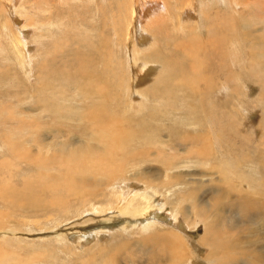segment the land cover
<instances>
[{"label": "rangeland", "instance_id": "rangeland-1", "mask_svg": "<svg viewBox=\"0 0 264 264\" xmlns=\"http://www.w3.org/2000/svg\"><path fill=\"white\" fill-rule=\"evenodd\" d=\"M44 1L48 3L47 9L43 3ZM148 1L151 0H136V6L139 7H136V15L141 17L146 13L144 23H148L149 27L147 29H153L156 26L158 33L148 37V39L154 40L152 41L154 44L149 49L144 50H146L145 53L158 52L159 56H152L153 58L162 57L165 59L158 66L155 63L156 60L150 56L151 62L148 58H145L147 61H139L135 68L129 70L127 48L120 40L121 38H114L116 37L114 35V25L121 23L122 18L118 14L120 9L123 8V4L112 0H67V2L62 1L63 3L60 0H17L8 4L7 0H0V182L2 185L5 184L6 187L14 183L11 190L15 192L21 191V187L27 180L36 181L35 183L37 181L38 183L47 182L50 184L53 182L51 185L53 189L46 188L49 198L54 193L57 195L54 199L58 196L63 197L54 188L60 189V183L64 180L69 182V180L76 181L78 179L69 175L68 172L66 173L67 163L71 162L70 154L73 161L75 160L76 146L105 145L103 139L105 140L110 136L112 137L109 138L110 142H107V145H110V143L111 145H142L140 150L147 152L149 149L148 153L137 155L136 158L139 156L140 158L147 157H143V161L142 159H139L141 161L135 159L136 162L135 160L125 161L127 169H122L123 172L118 173L124 177L130 175L128 173L130 168L136 171L140 167L148 170L152 169L151 173L154 176L164 175L163 168L167 167H172V170L169 171L172 173V171H175L176 161L169 163L167 160L180 159L185 156L186 153L183 150L185 145H189V148L193 149L191 152H197L201 149V154L207 160L200 163V166L197 163H184L187 165L188 170H191H189L190 172L196 171L190 173L187 177H180L181 181L178 185L172 188L155 187L157 188L156 192H159L157 200H162L166 206L160 213L161 216L154 223L150 219L151 224L146 228V232L141 225L129 228L126 232H121L118 227L113 226L115 228L111 230L100 232L93 230V236L89 238L80 239V241L71 240L65 236L69 234L75 236V232L83 231L76 230L75 227L82 225L90 227L92 223L98 221V219L91 220L88 215L90 211L84 210L81 214L83 218L79 220L81 222L78 225L76 223L72 226L66 225L67 222L70 223L76 220L77 216L73 211L80 209L79 205L73 204L75 199L71 196L70 201L61 204H67L66 209L70 208L68 211L61 205L57 208L48 207L37 212L31 211L32 213L16 211V209L12 213L7 207H0V210L3 209L7 211V214L9 213V216H12L11 221L7 223L11 230H5L9 232L0 236V251H10L12 257L28 258L31 256L30 253L35 250L38 251L39 246L50 244L61 250L59 255L61 258L66 259V261L58 260L55 264H163L165 262V264L174 262V264H177V262L178 264H264V71L258 67V65L264 67V45H259L262 47L259 55H253L251 49L254 45L252 40L264 35V31L260 30L263 25L261 21H264V7L259 6L257 0H240V3L238 0H220V2H218L219 0H193L195 12L191 14L186 12L185 21L179 26L180 21H177V16L172 17L171 15L169 19L162 21L163 18H167V11L176 13L177 7L173 6L174 1L168 0V4L165 5L167 14L164 11L161 13L156 11L155 13L153 10L149 11L147 9L149 6L144 5ZM221 1H223V4ZM247 1H250V3L247 4ZM213 3L217 6H214ZM34 4L36 6L33 7ZM98 7L100 8L97 9ZM142 7L145 12L141 10ZM220 7L222 9H219ZM215 8L219 9L221 16H229L234 19V22L229 23L230 26L228 27L222 23L218 30L216 29L217 26H211V20H204V24L201 25L211 27L212 31L206 32L204 30L203 36L188 28L191 26L189 24L190 18H197L198 20L204 14L213 13L216 10ZM56 11L59 13L55 14ZM156 16L157 22L154 20ZM232 26H237L235 32L232 30ZM21 28H23L24 33L27 32L25 39L28 47L24 49L21 47L22 43L20 42L19 49L26 57L29 56L33 63V70L29 76L24 72L25 67L18 53L19 42L17 39L19 36L17 34H19ZM180 28H183L182 32ZM120 29L122 30V27ZM250 30L252 32H249ZM174 31L177 32V35ZM100 32L106 38V44L111 50L105 58L109 67L101 65L93 55H91L90 61L86 62L87 59H85V52L90 51L92 48L94 50L95 47H100L101 53L103 52L101 43L104 44V41H102L104 38L101 39ZM210 34L213 35L211 36L212 43L209 42L210 45L204 44V51H200L196 56L197 58H194V52L190 54L186 52L187 49H189L188 52H191L193 47L183 49V53L177 47L178 45L173 46L174 43H179L178 41L182 42L180 45L185 43L186 46H190L189 43L193 44V42L188 39L196 37L204 41L207 39L206 36ZM51 37L54 39L53 42H50ZM144 37L147 38V36ZM201 37H204V39ZM221 37L223 38L222 41ZM216 44L217 46H215ZM213 46L222 47L221 52ZM46 47H48V50L44 52ZM144 50L142 51L144 52ZM173 50L175 52L179 50L178 52L183 53L186 60L181 62L182 60L178 59V55L174 53L172 55ZM38 51L39 54H37ZM170 55L173 59L168 61ZM215 56L217 59L213 58ZM79 59H85L80 68H78ZM219 59L222 61V65ZM39 62L44 63V65H40ZM166 62L171 63V65L173 63L174 66L171 67ZM181 63L184 72L187 71L188 73L189 71L191 73V68L199 72L193 78L199 86L203 83L204 75L209 76V79L213 78L215 91L210 95H203V97H200V94L197 95V89L194 88L195 84L184 83L183 79L175 75ZM185 63L186 66L183 67ZM25 64L27 65V63ZM87 64H89L88 69L86 68ZM141 64L142 66H139ZM124 65L125 68H123ZM216 66L219 67V72ZM92 68L100 69L101 73L95 76L92 75L93 79L88 80H93L97 85L101 84L107 87L109 92L116 95V98L110 97L104 99V101L99 99L89 109L88 105L93 104L96 98L93 99V96H90L78 100V94H85L86 92L80 91L86 87L90 89L91 84L88 85L85 80L81 82L79 74L76 73L81 70L88 77ZM251 70L255 73L257 80L248 74ZM232 73L234 74L232 75ZM244 73L246 74L243 75ZM173 75L176 76L175 80ZM230 76L232 86L235 85L233 87L236 89L238 87V93L235 92L237 94L231 92V88H219L220 84L217 80H223L224 77L228 78ZM44 79L46 83L43 82ZM61 85L65 87L66 95L61 93V90L64 89V87H60ZM39 87H43L42 93H40ZM74 87L75 89H73ZM135 89L140 93L142 92L144 96L140 97L138 94L137 97H131ZM181 89L182 92H180ZM145 90L146 93L143 92ZM9 91L15 92V98L6 94ZM191 92L192 95L187 94ZM73 93H76V95L72 96ZM180 99L187 100V103L179 105V107ZM196 99L203 100V104L205 103L203 110L206 109L204 111L205 116H208L204 117V112H197L198 117L203 116L202 124L187 125L185 121L189 113L187 107L193 105ZM59 102L61 104H58ZM50 106H58V109H51ZM69 106L71 108L74 106V108L71 109ZM77 106L79 109L86 107L87 109L80 110V112ZM116 107L117 109H115ZM179 109L186 114L178 111ZM89 110L91 114H86ZM153 111H169V113L165 116L159 112L153 113ZM73 112L78 113L79 118H81L80 122L78 116L72 114ZM62 113L67 116L63 117ZM192 113L194 114V112ZM192 113L191 115H193ZM14 114H16L15 118H13ZM92 119L94 121H91ZM209 119L216 123L213 130H210L212 124H208ZM30 120L34 121L30 122ZM99 121H103L102 124H98ZM75 122L78 124L75 125ZM97 124L110 129L104 132V138L100 135ZM82 125H85V128ZM152 126L154 132L150 131L153 128ZM139 129H147L148 131L141 132V136V133L137 131ZM54 130H58V133ZM132 131L135 133H132ZM92 134H95L93 139L90 138ZM146 134L150 135L151 138L148 137L149 141L141 144L140 140ZM126 137L130 139V142L127 141ZM124 138L125 141H123ZM90 139L92 141H89ZM126 142L129 143L126 144ZM60 144L65 145V147L68 146L65 150L67 154L58 150ZM45 145H51V148L46 146L47 148L44 149ZM193 145L195 148H193ZM62 153L65 154L62 155ZM156 153H159V155ZM61 155L64 157H60ZM39 161L43 162L42 166ZM223 163L225 166H223ZM217 164L218 167H210ZM153 168H156V170H153ZM219 171L222 173H218ZM52 173H55V176ZM227 173H230L229 176ZM23 176L25 178H22ZM225 176L228 178L225 179ZM251 176L254 178H251ZM57 177L62 180H56ZM119 178L123 179V177ZM128 178L120 181L118 185H114L116 187L115 192L122 187L124 188L127 182L131 186L130 189L135 186L132 185L136 183L135 178H133L134 183L133 181H127ZM187 178H195L198 182L194 181L186 184ZM71 185L69 186L71 187ZM184 185H187V188ZM160 187L162 186L160 185ZM140 189H143L142 186L137 188L133 195H130L131 193L127 194V196H130L129 198L132 196V205L143 203L140 194L137 197L134 196L141 193V191L144 192ZM107 190L110 191L111 189ZM102 196L104 197L98 195L90 203H84L83 206L89 209L90 205L91 209L92 202H95L96 207L106 209L107 203L105 201L110 198V193H104ZM182 203L189 210V218H195L193 222L188 223L185 216L182 215L183 213H178L177 218L176 215L172 216L174 212L171 205L176 206ZM112 204L114 207L115 203L112 202ZM192 210L197 212V216H194ZM110 221L112 223L116 219ZM2 223H5V221L2 220ZM205 226L207 227L205 228ZM156 230L159 232L160 237H157L158 232ZM172 230L176 234H182L185 249L182 250V247L179 246L180 243L173 238ZM148 231H151L152 234H149ZM154 231H156L155 235H153ZM0 232H2V229H0ZM15 232H17L16 241L10 245L8 241ZM147 234L149 235L147 236ZM216 237L217 239H215ZM173 240L174 242H172ZM62 243L68 244V246L65 247ZM174 254H178L180 259L175 260ZM59 255L55 257L60 258ZM42 262L53 264L50 260ZM12 263L19 264V262L14 263L13 261ZM23 263L31 264L29 262ZM34 264H39V262L36 261Z\"/></svg>", "mask_w": 264, "mask_h": 264}, {"label": "bare ground", "instance_id": "bare-ground-1", "mask_svg": "<svg viewBox=\"0 0 264 264\" xmlns=\"http://www.w3.org/2000/svg\"><path fill=\"white\" fill-rule=\"evenodd\" d=\"M17 0H7L8 4L12 3V2H15ZM58 1V0H57ZM61 2H67V0H60ZM74 1V0H73ZM76 1V0H75ZM104 1V0H103ZM112 1H117L118 3L120 4H123V8L120 9L119 11V14L118 16L121 19V23L118 24V25H114V32L116 35V37L114 38H117V39H120L124 46L127 48V62L130 64V66L128 67V69L130 70V68H135V66L137 65V63L139 61H147L145 60V58H148V60H150L151 62V59H150V56H155V55H158V52H150V53H145L146 50L144 49H149L151 47L152 44H154V41L153 39H148V37H150L151 35H155L157 34L158 32V29L157 27H153V29H147L149 26H148V23H144V18H145V14L144 13L145 11L143 10V7L141 8V10H143L144 14L140 17L136 15V0H112ZM174 1L173 3V6L177 7L176 9V13H170L169 11H167V7H165L166 4H168V0H151V1H148L146 4H144L145 6H149V11L153 10L154 12L156 11L157 13H161L162 11H164V13L167 14V18L164 19L162 21H165L167 19L170 18V16L172 15V17H175L177 16V21L179 23V26L181 23H184L185 21V14L186 12H188V14H191L193 12H195L194 10V2L193 0H186L184 2L183 1H180V0H172ZM187 1H189L188 3H186ZM233 1V0H232ZM62 2V3H63ZM142 2V1H141ZM146 2V1H145ZM179 2V4H178ZM193 2V3H192ZM214 2V1H213ZM220 2V0L218 1ZM223 1H221L222 3ZM225 2V1H224ZM228 2V1H227ZM238 2L240 3L241 1L238 0ZM46 6V9L48 7V3L46 1L43 2ZM55 3V2H54ZM183 3H184V7H183ZM234 3V2H233ZM238 3V4H239ZM250 1H247V4H249ZM56 4V3H55ZM81 4V3H80ZM83 4V3H82ZM178 4V5H177ZM214 6L217 4L213 3ZM220 4V3H219ZM223 4V3H222ZM232 4V3H230ZM237 4V5H238ZM246 4V5H247ZM257 4L261 7H264V1H260V0H257ZM57 5V4H56ZM110 5V4H109ZM118 5V4H117ZM138 5V4H137ZM141 5V3H140ZM36 6L35 4L33 5V7ZM44 6V5H43ZM179 6V7H178ZM221 6V5H220ZM232 6H234L232 4ZM38 7V6H37ZM207 7V6H206ZM100 7H98L97 9H99ZM102 8V7H101ZM139 8V7H137ZM173 8V7H172ZM193 8V9H192ZM238 8V7H237ZM17 9V8H16ZM117 9V8H116ZM174 9V8H173ZM216 9V8H215ZM219 9H222L221 7ZM219 9H216L214 10V12L212 13H207V14H204L202 17H199V19L197 20V18H190L189 19V24L191 26H189L188 28H191L192 31L194 32H198L200 36H203V31L206 30V32H210L212 31V28L211 27H207V26H202L201 24H204V20L205 21H209L211 20L212 21V24L211 26L214 27V26H217L216 29L219 30V27L221 26V24L223 23L224 26L228 27L230 26L229 23H233L234 22V19L229 17V16H221L219 13ZM257 9V8H256ZM146 10V9H145ZM225 10V9H224ZM254 10V9H253ZM20 11V10H19ZM167 11V12H166ZM198 11V10H197ZM200 11V10H199ZM237 11V9H236ZM155 12V13H156ZM239 12V11H238ZM252 12V11H251ZM59 12L56 11L55 14H57ZM99 13V12H98ZM118 13V12H117ZM204 13V12H203ZM115 14V13H114ZM195 14V13H194ZM198 14V13H197ZM154 15V14H153ZM104 16V15H103ZM195 16V15H194ZM62 17V16H61ZM196 17V16H195ZM174 19V18H172ZM171 19V20H172ZM114 20V19H113ZM155 22H157V16L154 18ZM101 21V20H100ZM218 21V22H217ZM237 22V21H236ZM263 23V25L260 27V30L261 31H264V21H261ZM122 24V25H121ZM238 24V23H237ZM184 25V24H183ZM25 28L27 26H24ZM120 27H122V30L120 29ZM182 27V26H181ZM237 26H232V30H235L237 29L236 28ZM181 29V32L183 31V28H180ZM186 29V28H185ZM23 28L19 29V34H17V36H19V38L17 39L18 42H19V47L18 49L20 48V42L22 43V46L24 49H27V42H26V39H25V36L27 35V32L24 33L23 31ZM99 30V29H98ZM177 30V29H176ZM190 30V29H189ZM18 31V30H17ZM175 32V31H174ZM221 32V31H219ZM249 32H252V30H250ZM176 35H177V32H175ZM174 33V34H175ZM190 33V32H189ZM101 39H103L102 41H104V44L101 43V48H102V53H101V50H100V47L96 48L93 50V48L90 50V51H86L85 52V59L86 62L90 61V57L91 55L95 56L96 59H98L97 61L100 62L101 65L103 66H107V62L105 61V58L107 56V54L111 51L109 48H108V45L106 44V38L102 35V32L99 33ZM173 35V34H172ZM175 35V36H176ZM186 35V34H185ZM220 35V34H219ZM222 35V34H221ZM16 36V37H17ZM144 36H147V38L145 39ZM187 36V35H186ZM189 36V35H188ZM198 36V34H197ZM208 36V35H207ZM206 36V40H202V39H197L196 37L194 38L192 36V38L194 39H188L190 42H193V44L189 43L190 46H186L185 43L183 45H180V43L182 44V42L178 41L179 43H174V45H178L177 47L180 48L181 51L186 50L187 48L189 47H193L191 49V52H188L189 49H187V54H190V53H195V56L194 58L199 54L200 51H202L204 49V44H209L212 43V40H211V36L213 35H209L208 37ZM218 36V35H217ZM110 37V36H109ZM154 37V36H153ZM52 38V37H51ZM189 38H191L189 36ZM204 39V37H201ZM220 38V37H219ZM182 39V38H181ZM16 40V41H17ZM183 40V39H182ZM223 40V38L221 37V41ZM233 40V39H232ZM54 39H50V42H53ZM84 41V40H83ZM185 42V40H183ZM254 45L251 47V50L253 52V55H259L261 53V46L264 45V35L262 37H257L256 40H252ZM210 42V43H209ZM216 43V42H214ZM262 44V45H261ZM220 46V44H218ZM261 45V46H259ZM17 46V45H16ZM217 46V44L215 45ZM91 47V46H90ZM182 47V49H181ZM214 47V46H213ZM174 48V47H173ZM172 48V49H173ZM214 48H218L221 52V49L222 47H214ZM177 49V48H175ZM212 49V48H211ZM48 50V47H46L44 49V52H46ZM144 50V52L142 51ZM213 50V49H212ZM179 51V50H178ZM176 50V52L173 50L172 51V55L176 54L178 55V59L183 62L184 60H186V57H184V51L183 53H180ZM204 51V50H203ZM202 51V52H203ZM229 51V50H228ZM24 52V50H23ZM206 52V50H205ZM232 52V51H231ZM18 53L20 54V58H21V62L23 63V66L25 67L24 69V72L28 74V76L30 75L31 71L33 70L32 68V60H30L31 58L29 56V58H27L22 52L21 50L19 49ZM26 53V52H24ZM174 53V54H173ZM37 54H39V51L37 52ZM36 54V55H37ZM210 54V53H209ZM208 54V55H209ZM225 54V53H224ZM264 54V53H263ZM29 55V54H27ZM79 56V54H78ZM109 56V55H108ZM159 56V55H158ZM162 56V55H161ZM165 56V55H164ZM163 56V57H164ZM190 56V55H189ZM201 56V55H200ZM153 58V57H152ZM197 58V57H196ZM201 58V57H200ZM211 58V57H210ZM213 58H216L213 57ZM19 59V58H18ZM16 59V60H18ZM33 59V58H32ZM85 59H79L78 61H80L78 63V68H80V65H83ZM155 61V63H157L156 65L159 66V64L165 59V58H162V57H156V58H153ZM167 59V58H166ZM169 59V60H168ZM168 61H171V59H173V57L170 55V57H168ZM212 59V58H211ZM217 59V58H216ZM38 60V59H37ZM213 60V59H212ZM45 61V60H44ZM178 61V60H177ZM178 61V62H180ZM215 61V60H213ZM20 62V63H21ZM46 62V61H45ZM110 62V61H109ZM177 62V63H178ZM195 62V61H194ZM217 62V61H216ZM219 62L220 64L222 65V61L219 59ZM217 62V63H219ZM27 63V65L25 64ZM40 63V62H39ZM52 63V62H51ZM114 63V62H113ZM167 65L169 66H174L173 63L171 65V63L169 62H166ZM165 63V64H166ZM197 63V61H196ZM48 64V63H47ZM128 64V65H129ZM235 64V63H234ZM243 64V63H242ZM240 64V65H242ZM40 65H44V63H40ZM111 65V64H110ZM195 65V64H194ZM228 65V64H227ZM51 66V64H50ZM88 66L89 64L86 65V68L88 69ZM139 66H142L139 65ZM186 66V63L185 65H183V67ZM243 66V65H242ZM38 67V66H37ZM42 67V66H41ZM127 67V66H126ZM138 67V66H137ZM169 68V69H172V68ZM211 67V66H210ZM217 67V66H216ZM215 67V69H216ZM241 67V66H240ZM258 67L264 71V67H262V65H258ZM91 68V67H90ZM125 68V65L124 67ZM239 68V67H238ZM243 68V67H242ZM161 69V68H159ZM168 69V70H169ZM217 71L219 72L220 69L219 67H217ZM244 69V68H243ZM46 70V69H45ZM44 70V71H45ZM90 73L88 75V77H86L81 70H78L77 75L79 74V78L81 80V82H83V80H85V83L87 82L88 85L91 84V88L88 89L87 87L82 89L80 92H86L85 94L83 93H80L78 94V100L81 99V98H87V97H92L93 96V99L96 98L95 101H93V104L91 105H88V108L91 109L92 106H94L97 102V100L99 99H102L104 101V99H107V98H110V97H113V98H116V95L113 93V92H109V90L107 89V87L103 86V85H97L93 80L89 81L88 79H93L91 76H95V75H99V73H101L100 69H90ZM124 70V69H123ZM132 70V69H131ZM166 71V69H164ZM225 70V69H224ZM125 71V70H124ZM208 71V70H207ZM216 71V70H215ZM245 71V70H244ZM52 72V71H51ZM49 72V73H51ZM225 72V71H224ZM129 73V72H128ZM135 73V71H134ZM165 74H167V72H165ZM196 74H199V72L197 70H193L191 68V73H187L184 72V69L182 68V63L179 65V68L177 70V72H175V75H178L180 77V79H183L184 80V83L185 82H190L192 84H195L194 88L197 89V95L200 94L199 96L200 97H203V95H210L213 91H215V86H214V79H209L210 77L209 76H206L204 75L203 76V83L201 86H199L195 81H194V76ZM212 74V73H211ZM234 73H232L233 75ZM246 73H244L243 75H245ZM251 77H253L255 80H257L255 78V73L253 72V70H251L249 73H248ZM258 74V73H257ZM242 75V74H241ZM262 75V74H261ZM130 77V76H129ZM174 80L176 79V76H174ZM188 77H191V78H188ZM247 77V75H246ZM78 78V77H77ZM263 78V77H262ZM43 79V78H42ZM209 79V80H208ZM51 80V79H50ZM79 80V81H80ZM44 83H46V80L44 79L43 80ZM162 82V81H161ZM218 84H220V87L219 88H231V92H233L234 94H237V89L233 86H232V81H231V76L230 77H224V79H220V80H217ZM43 83V84H44ZM217 84V83H216ZM82 86V85H81ZM60 87H64L63 85H61ZM84 87V86H83ZM89 87V86H88ZM170 87V86H169ZM182 87V86H180ZM41 88V89H40ZM68 88V87H67ZM82 88V87H81ZM127 88H130V87H127ZM175 88V87H174ZM75 89V87L73 88ZM39 90H40V93L43 92V87H39ZM61 90V89H60ZM71 91V90H70ZM130 91V90H129ZM134 92L131 94V97H137L140 95V97H143L144 94L140 91H137L136 89L133 90ZM17 92V91H16ZM60 92V91H59ZM146 93V90L143 91ZM180 92H182V89L180 90ZM230 92V93H231ZM237 92V93H235ZM20 93V92H19ZM39 93V94H40ZM61 93L65 94V87L63 90H61ZM229 93V94H230ZM6 94H8L10 97H13L15 98L14 96H16L15 92L14 91H9L7 92ZM46 94V93H45ZM43 94V95H45ZM139 94V95H138ZM188 95H192V92L191 93H187ZM47 95V94H46ZM52 95V94H51ZM66 95V94H65ZM76 95V93H73L72 96ZM187 95V97H188ZM6 97V96H5ZM77 97V96H76ZM237 97V96H236ZM235 97V98H236ZM5 99V98H4ZM188 99V98H187ZM201 99V98H200ZM200 99H196L195 102H193V105H190L187 107L189 113L185 119V121L187 122V125H194V124H198V123H201L202 122V117H198L197 115V112L201 113V112H204L205 110H203V100H200ZM92 100V99H91ZM126 100V99H125ZM130 100V99H129ZM15 101V100H14ZM132 101V100H130ZM138 101V100H137ZM205 101V99H204ZM16 102V101H15ZM44 102V101H43ZM76 102V101H75ZM79 102V101H78ZM96 102V103H95ZM126 102V101H125ZM190 102V101H189ZM83 103V102H82ZM88 103V102H87ZM91 103V102H90ZM187 103V100L185 99H180L179 100V105H183ZM44 104V103H43ZM58 104H61L60 102ZM56 104V105H58ZM79 104V103H78ZM81 104V102H80ZM192 104V103H191ZM68 105V104H66ZM129 105V104H128ZM44 108H45V104L43 105ZM48 106V105H47ZM79 106V105H78ZM77 106V109H79V107ZM84 106V105H83ZM102 106V105H101ZM176 106V105H175ZM208 106V105H207ZM70 107V106H69ZM82 107V106H81ZM180 107V106H179ZM182 107V106H181ZM5 108V107H4ZM7 108V107H6ZM51 109H58V106H50ZM71 108V107H70ZM74 106L71 108L73 109ZM186 108V107H185ZM210 108H211V105H210ZM233 108V107H232ZM11 109V108H10ZM76 109V110H77ZM83 109H87L86 108H83ZM83 109H79V111L83 110ZM100 109V108H99ZM98 109V110H99ZM108 109V108H107ZM117 109V107L115 108ZM114 109V110H115ZM182 109V108H180ZM178 110V111H182V110ZM38 110V109H37ZM94 110V108H93ZM199 110V111H198ZM13 111V110H12ZM39 111V110H38ZM41 111V110H40ZM78 111V112H79ZM80 111V112H81ZM96 111V109H95ZM185 111V110H184ZM211 111V110H210ZM1 112V111H0ZM42 112V111H41ZM53 112V111H52ZM61 112V111H60ZM59 112V113H60ZM64 112V111H63ZM86 112V111H85ZM84 112V113H85ZM114 112V111H113ZM117 112V111H116ZM155 112H159V111H153V113ZM177 112V111H175ZM183 112V111H182ZM187 112V111H186ZM194 112V114L192 113ZM54 113V112H53ZM52 113V114H53ZM87 113H90V110ZM160 114L162 115H165L167 116V114L169 113V111H164V112H159ZM179 113V112H178ZM185 113V112H183ZM191 113L193 115H191ZM198 113V114H199ZM4 114V113H3ZM6 114V113H5ZM42 114V113H40ZM74 115H77L78 116V120L80 122V119L79 118V115L78 113H72ZM157 114V113H156ZM177 114V113H176ZM182 114V113H181ZM186 114V113H185ZM205 112H204V117H207L205 116ZM9 115V114H8ZM20 115V114H18ZM43 115V114H42ZM55 115V114H54ZM59 115V114H58ZM61 115H64L63 117L67 116L65 115V113H62ZM73 115V116H74ZM98 115V114H97ZM202 115V114H201ZM7 116V115H6ZM16 114H14V117L15 118ZM30 116V115H29ZM72 116V117H73ZM180 116V115H179ZM183 116V115H182ZM10 117V115H9ZM20 117V116H18ZM86 117V116H85ZM1 118V117H0ZM17 118V117H16ZM26 118V117H25ZM94 118V117H93ZM178 118V117H177ZM176 118V119H177ZM22 119V118H21ZM164 119V118H163ZM174 119V118H173ZM49 120V119H48ZM62 120H65V119H62ZM69 120V119H68ZM67 120V121H68ZM76 120V119H75ZM205 120V119H204ZM208 120V118H207ZM206 120V121H207ZM23 121V120H21ZM27 121V120H26ZM34 121V120H32ZM30 120V122H32ZM72 121V120H71ZM91 121H94L93 119ZM205 121V122H206ZM45 123V121H43ZM48 122V121H47ZM59 122V121H58ZM101 122L103 121H99L98 124H100ZM111 122V121H110ZM109 122V123H110ZM140 122V121H139ZM63 123V122H61ZM77 122H75V125ZM173 123V122H172ZM175 123V122H174ZM2 124V123H1ZM64 124V123H63ZM67 124H70V123H67ZM66 124V125H67ZM85 124V122H84ZM95 124V123H94ZM93 124V125H94ZM97 124V127L99 126V133L100 135L102 136V138H104V135L106 131L110 130V129H107V128H103L101 127L100 125ZM102 124V123H101ZM202 124V123H201ZM208 124H212L211 125V128L210 130H213L215 127L214 125H216V123H214L213 120L209 119L208 121ZM27 125V124H26ZM29 125V123H28ZM38 125V124H37ZM96 125V124H95ZM138 125V124H137ZM174 125V124H173ZM200 125V124H199ZM218 125V124H217ZM19 126V125H18ZM31 126V125H30ZM81 126V125H80ZM84 126L85 128V125H82ZM23 127V126H22ZM70 127V126H69ZM79 127V126H78ZM96 127V128H97ZM109 127V126H108ZM111 127V126H110ZM109 127V128H110ZM141 127V126H140ZM153 127V126H152ZM164 127V126H162ZM25 128V127H24ZM74 128V127H73ZM77 128V127H76ZM91 128V127H89ZM156 128H161V127H156ZM165 128V127H164ZM71 129V128H70ZM6 130V129H5ZM4 130V131H5ZM67 130V129H66ZM78 130V129H77ZM81 130V129H80ZM52 131V130H51ZM55 131V130H54ZM58 131V130H57ZM55 131V132H57ZM71 131V130H70ZM79 131V130H78ZM89 131V130H88ZM138 132H142L144 133V131H148L147 129H139L137 130ZM152 132H154V127L150 130ZM168 131V130H167ZM69 132V131H68ZM72 132V131H71ZM70 132V133H71ZM86 132V131H85ZM110 132V131H109ZM137 132V133H138ZM161 132V131H160ZM212 132V131H211ZM229 132V131H228ZM7 133V132H6ZM53 133V132H52ZM58 133V132H57ZM60 133V132H59ZM62 133V132H61ZM83 133V132H82ZM97 133V132H96ZM114 133V132H113ZM132 133H135L132 131ZM142 133H141V136H142ZM63 135V134H62ZM65 135V134H64ZM67 135V134H66ZM72 136V133L70 134ZM99 135V136H100ZM108 135V134H107ZM114 135H116L114 133ZM18 136V135H17ZM95 134L91 135L90 138H94ZM140 136V137H141ZM200 136V135H199ZM13 137V136H12ZM108 137V136H107ZM112 137V136H110ZM109 137V138H110ZM138 137V138H140ZM151 138V136L149 135H145L144 138H142V140H140V143L142 144L143 142L145 141H149V139ZM18 138V137H17ZM17 138H16V141H17ZM109 138H105V140L103 139V141L105 142V145H79V146H76L75 149H77V152H74V158L75 160L73 161V158H72V155L70 154V157H71V162L70 163H67V166H68V169L66 171V173L68 172L69 175H72L76 178H78L76 181H73V180H69L66 181L64 180L63 182L60 183V189L58 188H54L56 189L58 192H60L63 197H57L56 199H54L57 195H55V193L50 196L49 198V194L47 193V189L48 187L50 189H53L52 188V184L53 182L50 184V183H47V182H39L37 181V183L33 182V181H30V180H27L25 181L24 185L21 187V191H18V192H15V191H12V187L14 185V183L11 184V186H7L4 184L2 185V183L0 182V207L2 208H5L7 207L9 209L10 212H15L14 209H16V211H21V212H28V213H32L31 211H39V210H43V209H46L48 207H51V208H57L59 207L61 204L65 203V202H68L70 201V197L72 196L74 200L73 204L74 205H79L80 206V209L77 210V211H73L74 213H76L75 215L77 216L76 217V220L75 221H72L70 223L67 222L66 225H69V226H72L74 225V223H76L77 225L79 224V220H81L83 218V216L81 215L83 213V211H90V214H88L91 218V220H97V222L95 223H92L90 225V227L88 226H85V225H82L80 227H75L76 230H83V231H80V232H75V236H71L70 234L69 235H66L65 237H69L71 240H75V241H80V239H85V238H89L90 236H93V230H95L96 232H100V231H103V230H111V229H114L115 227H118V230L120 229L121 232L123 231H127V229L129 228H134V227H137V225H141L142 229L145 231L146 228L149 227V225L151 224L150 223V219H152V223L155 222V220L158 219L159 216H161V212L163 210V208L166 206V204L162 201V200H157V196H158V193L156 192L157 191V188L155 187H158L159 188H164V187H167V188H172L173 186L175 185H178L180 183V177H187V175H189L190 173H195L196 170H192L193 172H190L188 170V167L187 165H185L187 162H190V163H193V164H196L199 165L200 163H202L203 161H206V157H204L202 154H201V151L200 150H196L197 152H191L193 151V149L191 150V148H189V145H185L184 147V152L187 154H185V156H182V158H178V159H175L174 157V160H167L169 163H174L175 161V164H177L175 166V171H172V173H170L169 171L172 170V167H167V168H163L164 169V175H161L159 174L158 176H154L152 173H151V170H148V169H144V168H137V170L135 171L132 170L133 168H130L128 173H130L129 176H122V174H118L119 172H123V170H126L127 167L125 165V161L127 162L128 160L129 161H132V160H139V159H142L140 158V156L138 158L137 155H144V153L146 151H143V150H140L142 149L141 146L142 145H107V142H110V139ZM135 138V137H134ZM133 138V139H134ZM154 138V137H153ZM127 141H129L130 139H128L126 137ZM194 139V138H193ZM220 139V138H219ZM55 140V139H54ZM109 140V141H108ZM136 140V139H135ZM138 140V139H137ZM15 141V139H14ZM43 141V140H42ZM86 141V140H85ZM89 141H92L91 139ZM125 141V138L124 140ZM196 141V140H194ZM193 141V142H194ZM211 141V140H210ZM58 142V141H57ZM130 142V141H129ZM129 142H126V144H128ZM192 142V143H193ZM215 142V141H214ZM64 143V142H63ZM90 143V142H89ZM201 143V141H200ZM207 143V142H206ZM212 143V141H211ZM104 144V143H103ZM109 144V143H108ZM123 144V143H122ZM192 145V144H191ZM208 145V144H207ZM212 145V144H211ZM48 148H51V145H45V148L46 149L47 147ZM58 146V145H56ZM144 146V145H143ZM215 146V145H214ZM217 146V145H216ZM68 146L65 147V145H59V148L58 150L59 151H64L67 149ZM140 147V148H138ZM213 147V146H212ZM145 148V147H144ZM193 148L194 145H193ZM55 149V148H54ZM198 149V148H197ZM205 149V148H204ZM72 150V149H71ZM147 150V149H146ZM149 150V149H148ZM148 150L146 153H148ZM19 151V150H18ZM47 151V150H46ZM44 152V151H43ZM50 152V151H49ZM204 152V151H203ZM66 153V152H65ZM65 153H62V155H64ZM46 154V153H45ZM67 154V153H66ZM68 154V155H69ZM151 154V153H149ZM157 155H159V153H156ZM225 154V153H224ZM60 156V157H64V156ZM183 155V154H182ZM148 156V155H147ZM223 156V155H222ZM226 156V155H224ZM229 156V155H228ZM57 157V156H56ZM59 157V156H58ZM207 157H208V154H207ZM211 157V156H210ZM220 157V156H219ZM231 157V156H230ZM144 158H147V157H144ZM195 158V159H194ZM232 158V157H231ZM48 159V158H47ZM217 159V158H216ZM221 159V158H220ZM51 160V159H50ZM61 160V159H60ZM66 160V159H65ZM135 160V162H136ZM144 159H142L143 161ZM154 160V159H153ZM209 160V159H208ZM212 160V159H210ZM215 160V159H214ZM225 160V159H224ZM37 161V160H36ZM44 161V160H43ZM141 161V160H139ZM38 162V161H37ZM40 162V161H39ZM93 162V164H91ZM223 162V161H222ZM60 163V162H59ZM63 163V162H62ZM62 163H61V166H62ZM144 163V162H143ZM146 163V162H145ZM185 163V164H184ZM142 164V163H140ZM205 164V163H204ZM32 165V164H31ZM40 165L42 166L43 165V162L41 161L40 162ZM60 165V164H59ZM49 166V165H47ZM64 166V165H63ZM200 166V165H199ZM219 165H215V166H210V167H218ZM223 166L224 163H223ZM247 166V165H246ZM27 167V166H26ZM37 167V166H36ZM38 167H40L38 165ZM51 167V166H50ZM60 167V166H59ZM239 167V166H238ZM251 167V166H250ZM43 169V167H40ZM202 168V167H200ZM225 168V167H224ZM227 169V167H226ZM242 169V168H241ZM253 169V167H252ZM30 170V169H29ZM153 170H156V168ZM225 171V170H224ZM227 171V170H226ZM254 171V170H253ZM221 171H219L218 173H220ZM230 172V171H229ZM237 173V171H235ZM127 173V174H128ZM160 173V172H159ZM222 173V172H221ZM247 173V172H246ZM25 174V173H24ZM51 174V173H50ZM54 174L55 176V173H52ZM199 174V173H198ZM230 174V173H229ZM229 174L227 173V175L229 176ZM19 175V174H18ZM226 175V174H225ZM27 176V175H26ZM32 176V175H31ZM58 176V175H56ZM64 176V175H63ZM194 176V175H193ZM202 176V175H201ZM204 176V175H203ZM222 176V175H221ZM247 176V175H246ZM6 177V176H5ZM29 177V176H28ZM119 177H123V179L119 178ZM128 178L127 181H133L134 183V180L133 178H135V181L136 183L135 184H132V185H135L133 188H129L131 186L128 185V182H127V185L123 188H120V190H116L117 192H115V188L114 185H118V183H120V181H124L126 180V178ZM188 177H191V176H188ZM219 177V176H218ZM227 179L228 177L225 176ZM22 178H25L24 176ZM37 178V177H36ZM58 178V177H57ZM221 178V177H220ZM251 178H254L253 176H251ZM250 178V179H251ZM41 179V178H39ZM54 179V178H53ZM219 179V178H218ZM245 179V178H244ZM259 179V178H258ZM56 180H62L60 177ZM168 180V181H167ZM223 180V178H222ZM261 180V179H260ZM21 181V180H20ZM23 181V180H22ZM40 181V180H39ZM50 181V180H49ZM66 181V182H65ZM187 183H191V182H198V180H196L195 178H187L186 179ZM212 181V180H211ZM237 181V180H236ZM264 181V180H263ZM141 182V183H140ZM201 182V180H200ZM223 182V181H222ZM202 183V182H201ZM234 183V182H233ZM242 183V182H241ZM257 183V182H256ZM7 184V183H6ZM18 184V183H17ZM21 184V183H20ZM72 184V185H71ZM125 184V183H124ZM130 184V183H129ZM154 184V185H153ZM184 184V183H183ZM71 185V187L69 186ZM160 185L162 187H160ZM58 186V185H57ZM142 186L143 189H140V190H144L141 191V193H138V194H135L134 196H141L142 200H143V203L141 204H131L132 203V196L131 198H129L130 196H127L128 193H131L130 195H133V192H136L135 190L137 188H140ZM180 186V185H179ZM187 186V185H186ZM185 185L184 187L187 188ZM191 186V185H190ZM202 186V185H201ZM112 187V188H111ZM194 187V186H193ZM263 187V186H262ZM47 188V189H46ZM192 188V187H191ZM227 188V187H226ZM107 189H111L110 191H108ZM130 189V190H129ZM181 189V188H180ZM183 189V188H182ZM263 189V188H261ZM55 190V191H56ZM113 190V191H112ZM187 190V189H185ZM159 191V190H158ZM190 191V190H189ZM258 192V191H257ZM256 192V193H257ZM104 193H110V198L108 200H106L105 202L107 203V208L106 209H100L98 207H96V203L95 202H92V207L90 209V205H89V209L88 207H84L83 204L86 203H90L91 200H93L95 197H97L98 195L100 197H104L102 196ZM175 193V192H174ZM260 195V194H259ZM159 196H161L159 194ZM180 196V195H179ZM53 197V199H52ZM191 197V196H190ZM248 197V196H247ZM177 198V197H176ZM229 198V197H228ZM231 198V197H230ZM249 198V197H248ZM253 198V197H252ZM47 201H50V202H47ZM137 201V200H136ZM112 202L115 203V206L113 207L112 205ZM174 203V201H172ZM50 203V204H49ZM53 203V204H51ZM104 203V202H102ZM63 208L66 209V206L67 204H64V205H61ZM101 206V205H100ZM132 206V207H130ZM172 207V211L174 212V214L172 216H175L176 215V218H177V215L178 213H183L182 215L185 216L186 220L188 223L190 222H193V220L195 218H189V210L187 209V207L184 206V203L182 204H178L176 206L174 205H171ZM85 208V209H84ZM70 209V208H68ZM68 209H66L68 211ZM63 210V209H62ZM210 210V209H209ZM201 212V211H200ZM191 213V211H190ZM192 213L194 214V216H197V212L195 210H192ZM202 213V212H201ZM9 214V213H8ZM7 214V211H4L3 209L0 210V229H2V232H0V236H3L5 234H7L9 231H5V230H11L8 226H7V223L11 221V215L9 216ZM192 214V216H193ZM203 214V213H202ZM206 214V213H205ZM58 215V214H57ZM204 215V214H203ZM60 216V215H59ZM85 216V215H84ZM144 216V217H143ZM199 216V215H198ZM71 217H72V214H71ZM157 217V218H156ZM202 217V216H201ZM61 218V217H60ZM175 218V217H174ZM175 218V219H176ZM85 219V217H84ZM111 219H116V221L112 222L111 223ZM2 220L5 221V223H2ZM86 220V219H85ZM211 221V220H210ZM144 223V224H143ZM169 223V222H168ZM20 224V223H19ZM61 224V223H60ZM75 224V226H76ZM158 224V223H157ZM120 225V226H119ZM174 225V224H173ZM115 226V227H113ZM155 226V225H154ZM179 226V225H178ZM196 226V225H195ZM207 226H205L206 228ZM74 228V227H73ZM91 228V229H89ZM210 228V227H209ZM213 228V227H212ZM18 229V228H16ZM72 230V229H71ZM117 230V231H118ZM131 230V229H130ZM215 230V229H214ZM133 232V230H131ZM157 231V230H156ZM156 231L153 232V235H155ZM207 231V230H205ZM209 231V230H208ZM146 232V231H145ZM149 234H152L151 231H148ZM158 232V231H157ZM17 232L13 233V235L10 236V241H8V243L10 245H12V243H14L16 241V238H17V235H16ZM74 233V232H73ZM131 233V232H130ZM128 233V234H130ZM169 233V232H168ZM171 233H173V238L178 241L180 244L179 246L182 247V250L185 249L184 248V245L183 244V236L182 234H176L175 231L173 232V230L171 231ZM126 234V233H125ZM147 234V236L149 235ZM161 234V233H160ZM167 234V232H166ZM209 234V233H208ZM211 234V233H210ZM163 235L165 236V234L163 233ZM162 235V236H163ZM64 236V235H62ZM206 236V235H205ZM208 236V235H207ZM157 237H160L159 236V232L157 233ZM167 237V236H165ZM183 237V238H182ZM155 238V237H154ZM163 238V237H162ZM212 238V237H211ZM169 239V238H168ZM217 239V237L215 238ZM62 240V239H61ZM166 240V239H164ZM182 240V241H181ZM204 240V239H203ZM74 241V242H75ZM159 241V240H158ZM210 241V240H209ZM214 241V240H213ZM171 242V241H170ZM174 242V240L172 241ZM220 243V242H219ZM65 247L68 246V244L66 245L65 243H62ZM177 245V244H176ZM176 245H174V247H176ZM207 245V244H206ZM220 245V244H219ZM173 247V248H174ZM163 248V247H161ZM172 248V249H173ZM187 249V248H186ZM38 251H34L31 254V256H29L28 258H24V257H16V256H13L12 257V253L10 251H6V250H3V251H0V264H13L12 261L14 263H17L19 262V264H24L23 262H29L31 264H34V262L38 261L39 264H46L42 261H52L53 264H55L58 260L60 261H66L65 258H61V256L59 255V252H61V250H59L58 248H55L53 245H50V244H45V245H42V246H39ZM164 250V249H163ZM181 250V251H182ZM216 250V248H215ZM49 251V252H48ZM165 251V250H164ZM174 251V250H173ZM172 251V252H173ZM179 251V250H178ZM187 251V250H186ZM212 251V250H211ZM70 252V251H69ZM179 253V252H178ZM56 255H59L60 258H56L55 256ZM174 259L175 260H179L180 257L178 258V254H174ZM12 257V258H11ZM102 258V257H101ZM64 263V262H63ZM166 263V262H165ZM163 263V264H165ZM172 263V262H171ZM175 263V262H174ZM172 263V264H174ZM178 264V262H177Z\"/></svg>", "mask_w": 264, "mask_h": 264}]
</instances>
